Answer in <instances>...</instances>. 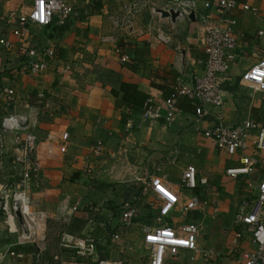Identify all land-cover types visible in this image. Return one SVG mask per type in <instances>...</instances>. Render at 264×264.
<instances>
[{"label": "crops", "instance_id": "0c3cea01", "mask_svg": "<svg viewBox=\"0 0 264 264\" xmlns=\"http://www.w3.org/2000/svg\"><path fill=\"white\" fill-rule=\"evenodd\" d=\"M132 1L99 0L87 8L86 15L79 14L73 23L60 28L63 29L61 33L57 30L52 32V28L45 33L42 30L47 36L44 48L52 47L56 58L70 68L67 77L56 75L52 69L40 75L18 73L21 59L0 48L3 69L0 86L10 85L16 93L15 104L8 114L28 119V130L34 132L40 141L38 157L43 167L42 187L30 190L31 216L26 218L30 228L29 240L16 245V235L7 233L0 215L2 245L13 244V251L22 256L8 258L6 264H94L96 261L125 264L118 258L122 248L110 240V235L118 230L119 216H114L112 212V203L118 202V198L100 193L91 196L84 179L77 177L73 183L69 180L68 176L77 175L87 159L90 167L103 168L98 172L101 176L104 172L105 176L112 178L111 181H98L104 186L114 183L119 172L125 174L127 182L142 179L149 183L151 175L161 173L167 176L169 182L177 183L185 167L194 166L198 177L207 179V187L198 191L201 196H215L217 193L212 192L213 187L223 194L217 199L220 215L214 214V206L209 204L204 216L194 213L189 219L194 222L196 217L202 216L210 223L220 217L229 222L228 227L222 228L220 241L215 239L214 234L207 244L201 240L207 233L205 230L201 232L199 246L213 250L216 257L205 261L197 259L200 262L212 261L213 264H230L254 249L247 235L243 236L239 248L232 244L234 231L239 229L234 224L238 206L231 212L230 205L226 204L233 199L236 202L254 199V192L250 193L246 177L233 181L224 175L225 165L236 163L226 162L225 157L215 150L214 144L202 136L203 129L216 123L214 117L206 116L202 122L196 123L193 103L180 98L172 125L167 126L163 119L166 114L163 103L172 88L189 85L192 76L200 73L196 62L205 58L200 17L207 12L199 5L193 13L194 21L177 18L173 22L152 12V9L155 13L157 10L166 11L169 0H148L141 12L130 18L131 27L126 30L115 25L114 21L120 24L128 18L127 8ZM20 2L12 0L5 3V9L1 11L0 8V20L3 22L9 11L19 10ZM26 2L21 9L25 10L32 0ZM247 2L256 9L255 13L237 7L224 15L236 21L234 30L237 35L236 58L229 72L221 76L225 97L222 114L227 125L245 119L264 122V92L250 96L240 85L241 74L264 58V0ZM209 14L217 16L218 11ZM85 22L87 27L84 29ZM77 27L85 30L81 31L83 45L78 42L72 53L74 31L75 39L79 40ZM259 32L263 35L259 36ZM158 33L169 36L170 42H157ZM65 34L72 37L71 42ZM77 46L80 48L76 49ZM117 48L120 54L116 53ZM120 55L127 57L125 63L120 61ZM74 66L78 72H74ZM73 75H76L75 79L73 77L75 83L70 84L67 80ZM122 82L134 84L146 93L161 117L156 121L143 120L141 112L131 113L126 108H118L117 100L110 91L118 89ZM3 115L0 114V121ZM122 117H125L124 123ZM98 142L102 150L99 156H94L92 150ZM8 164L9 161L5 162L6 166ZM12 173L9 168L0 172V183L7 181L9 178L6 175ZM93 175L97 173L93 171ZM262 176L263 173L257 174L252 181L258 184ZM148 198H151L150 195ZM77 204L79 207L73 211V206ZM22 218L19 214L15 225L20 233L25 228ZM53 225L62 227L58 229ZM130 229L128 234L121 236L126 241L124 250L126 254L130 252L138 257L140 255L136 250L142 248L141 232L136 226ZM90 241L94 243L95 250L79 255V244ZM187 261L185 264L195 263Z\"/></svg>", "mask_w": 264, "mask_h": 264}, {"label": "built area", "instance_id": "2783aa9c", "mask_svg": "<svg viewBox=\"0 0 264 264\" xmlns=\"http://www.w3.org/2000/svg\"><path fill=\"white\" fill-rule=\"evenodd\" d=\"M99 0H32L25 10L9 11L3 19L0 33V48L21 59L18 73L40 75L50 69L64 77L70 68L62 64L55 55L53 48L37 47L32 44L31 27L62 28L75 21L79 14L86 15L87 8ZM169 8L178 13V19L188 18L189 14L200 5L207 13L200 17L202 29V49L204 59L196 62L200 73L194 74L190 84L176 85L171 94L165 98L166 114L163 117L167 126L172 125L176 116V103L180 97L188 99L194 105L196 123L206 116H213L216 123L203 129L202 136L211 141L216 149L234 166L225 169L224 175L230 180L246 177V185L254 199H245L234 215V224L239 229L234 231L233 247H238L244 235H247L254 249L235 258L230 264H264V176L255 184L252 178L264 174V122L245 119L234 125L224 122L222 109L224 107V92L221 87V76L226 75L233 64L237 47V35L234 27L236 21L224 16L233 9L240 7L244 11L256 12L248 5L247 0H169ZM3 0H0V4ZM148 0H134L127 8L128 18L122 23L114 21L115 25L128 30L130 18L138 14L147 5ZM218 11L217 16L209 14ZM154 14L155 13L152 9ZM259 36L263 32L258 33ZM156 41L167 44L170 37L161 33L156 35ZM117 54L120 49L117 48ZM120 61L125 63L127 57L120 55ZM3 74L0 65V80ZM240 85L249 95L264 92V58L252 65L241 74ZM264 100V98H263ZM16 101L15 90L10 85L0 86V109L5 111L0 121V172L6 168L12 170L7 181L0 183V215L9 234L16 235V245L29 240L30 190L42 187V163L38 157L39 140L37 135L28 130V119L8 114ZM158 110L153 108L148 99L141 111L143 120L159 119ZM7 141V142H6ZM102 145L98 142L92 154L99 156ZM9 161L8 166L5 162ZM11 165V166H9ZM88 169V171H87ZM84 171L90 168L86 163ZM149 183L143 181L142 196L150 195L151 201L138 199L141 205L155 207V213L147 223H141L142 213L135 204L123 202L119 207L118 230L110 235V240L116 246L125 248L126 241L122 234H128L131 227H138L141 232V249L146 264H166L168 259L190 253L187 263H194L197 258L214 259L213 250L199 246L202 228L188 217L190 214H205V208L210 204L213 213H217L216 195L209 198L201 196L197 191L207 187V179L198 177L196 168L188 165L182 171L177 183L168 181L165 174L151 175ZM79 205L73 206L76 211ZM17 213L22 215L24 230L17 229ZM176 213L178 216L173 217ZM177 219V220H176ZM186 222H181L185 221ZM32 221V220H31ZM27 232V233H26ZM83 245V246H82ZM13 244L2 245L0 235V264H6L8 258H21L13 251ZM79 255L92 253L95 245L92 241L79 244ZM183 252V253H182ZM95 264H123L110 261H96Z\"/></svg>", "mask_w": 264, "mask_h": 264}, {"label": "rangeland", "instance_id": "374dc122", "mask_svg": "<svg viewBox=\"0 0 264 264\" xmlns=\"http://www.w3.org/2000/svg\"><path fill=\"white\" fill-rule=\"evenodd\" d=\"M10 1H12V0H3V3L0 5L1 11H3L5 9V3L10 2ZM26 1L27 0H21L20 4L18 5L19 8L20 7L21 8L24 7L26 5V3H27ZM2 23L3 22L0 20V26H1ZM70 26H72V25H70ZM83 27H84V29H85V27H87V22H85V24H83ZM73 31H74V29H73ZM81 31L83 32L85 30H81L79 27H77V29H76V36L79 38V40L78 39L77 40L75 39V31L73 33L74 34L73 35L74 36V41H72V37L71 36H67L66 34L64 35L65 37L67 36L66 38H68V40L70 42L71 41L73 42L72 43V49H71V52L72 53H74V51H75V45L78 42L80 44L82 43L81 42V38H82ZM30 32H31L32 39L34 40L33 43L35 42V45H37L38 47H45L44 46V39L47 38V36L44 35L43 31L40 28H38V27H31ZM55 39H57V38H54V40ZM75 41H77V42H75ZM81 45H83V44H81ZM79 48L80 47L77 46L76 49H79ZM2 54H3V56H5L4 53H2ZM74 70H75L74 72H78L77 67H75V66H74ZM51 73H53V72H51ZM69 75H70V73H68L65 77H67ZM73 77L75 79L76 75L75 76L74 75L71 76L70 79L68 78L69 80H67V82H69L70 84H72L73 82L75 83ZM62 78H64V77H62ZM68 87H69V85H68ZM213 148H215V147H213ZM215 150H216V148H215ZM218 152H219L220 156H223L220 151H218ZM115 159H119V158H116L115 157ZM87 160L84 161V165H83V168L81 169V171L80 172L77 171V175L76 174H73L72 177H71V175L68 176L70 182L73 183L74 179H76L77 177H78L79 180L84 179L86 181L85 186H87L89 188V192H90V194H92L91 196L98 195L99 193L100 194H103V195H108L110 197L116 196L118 198V202L112 203V212H113V215L114 216H117L118 215V213H119V207L122 205L121 204L122 202H129V203L135 204L136 207L140 208V211L142 213L141 223H147V222H149L150 217L152 216V214L155 213V207H150V206H147V205H141V203H138V199L139 198L140 199L143 198L142 203L146 200V197H143L142 194H141L142 187H143V181H142V179H140L139 181L134 180L133 182H131V181L127 182L128 179L126 178L125 174L123 172L122 173L119 172V174L116 175V178L117 179L116 180L114 179L115 180L114 183H108V186H104L103 184L99 183L98 181H104V180L111 181L112 178H109V176H105L104 175L105 174L104 172H103L102 176H101V174L98 173L100 170L103 169L102 167H99L100 169H97V168H94L93 165L90 167L89 164H88V166L90 168V171L88 173H86L84 171V169H85V165L87 163ZM224 160L226 162L228 161L225 158H224ZM90 164H91V162H90ZM225 164H228V163H225ZM231 164L225 165L224 171H225L226 167L231 166ZM87 171H88V169H87ZM93 171H94V173H97L96 176L93 175ZM122 175H124V177H122ZM131 183H135V184H131ZM211 190H212V192L216 191L217 194H215V195H216V198L217 199L219 198V195L220 194H223L221 191H219V189H217V187H213V188H211ZM139 191H140V194H139ZM120 197H122V200L120 199ZM147 201H151V199L148 198ZM241 203H242L241 200H237V202H236V200L233 199L232 202H230V203H228L226 205H228V206L230 205V210H231V212H233V208L234 207H237V206H238V208H237V211H238V209L241 206ZM94 207H95V205H94ZM220 208H221V206H220ZM218 214L220 215L219 210L216 213V215H218ZM191 215H192V217L194 216L193 214H190L189 217ZM177 216L178 215L176 213L173 214V217H177ZM205 216H207V215H205ZM192 217H191V219H192ZM202 218H204V217L198 216V217H196V219L194 221V222H198L199 226L202 228V233H204V230H205V234L207 233L206 235H203L202 236V239L201 240L202 241H205L207 244H209L207 242V240L210 241V239L215 234V239H217L218 241H220V237H221V233H222V228L223 227H228L229 226V222L228 221H225L224 218L221 220L220 217L219 218L217 217L216 220H214V222L208 223L206 221V219L203 220ZM181 222H186V220L185 221H181ZM53 227H58V229H59L62 226L61 225H53ZM129 230H131V229H129ZM212 232H214V233H212ZM139 233H140V231H139ZM211 233H212V235H211ZM140 236H141V233H140ZM221 241H222V239H221ZM215 242H217V241H215ZM215 242H213V243H215ZM132 244L134 245V243H132ZM218 245H220V244H218ZM204 246H206V244H204ZM122 250H123V252H122L121 255H118L119 256L118 258H120L123 262L125 261V264H145L144 261H143L144 253H143V251H142L141 248H137V250H136V252L140 255L138 257L137 256H134V254L133 253H130V252H128L129 254H126L124 248H122ZM189 254L190 253H188V252H184L183 254H180L177 257L168 259L166 264H185L186 261L189 259V256H190ZM197 260L195 261L194 264H213L212 261H210V262H200L199 259H197ZM141 261H142V263H141Z\"/></svg>", "mask_w": 264, "mask_h": 264}, {"label": "trees", "instance_id": "16d2710c", "mask_svg": "<svg viewBox=\"0 0 264 264\" xmlns=\"http://www.w3.org/2000/svg\"><path fill=\"white\" fill-rule=\"evenodd\" d=\"M54 30L59 31L60 33L63 29L58 27H51ZM63 28V27H62ZM50 28L42 29L44 33ZM111 95L117 100L118 108H126L131 113H140L144 103L149 99V96L143 91L139 90L138 87L131 83H120L118 89H112ZM183 99L184 97H180ZM179 98V99H180ZM0 114H5V111L0 109ZM122 123L125 122V117L121 118ZM199 191V190H197ZM140 194V191H139Z\"/></svg>", "mask_w": 264, "mask_h": 264}, {"label": "water", "instance_id": "95a60500", "mask_svg": "<svg viewBox=\"0 0 264 264\" xmlns=\"http://www.w3.org/2000/svg\"><path fill=\"white\" fill-rule=\"evenodd\" d=\"M156 13L160 14L162 18H169L171 21H175L178 17V13L174 12L172 9L168 11L164 10H157ZM188 19L191 21H194L193 13L189 14ZM17 216L19 217V213H17Z\"/></svg>", "mask_w": 264, "mask_h": 264}, {"label": "bare ground", "instance_id": "6f19581e", "mask_svg": "<svg viewBox=\"0 0 264 264\" xmlns=\"http://www.w3.org/2000/svg\"><path fill=\"white\" fill-rule=\"evenodd\" d=\"M43 227V226H42Z\"/></svg>", "mask_w": 264, "mask_h": 264}]
</instances>
